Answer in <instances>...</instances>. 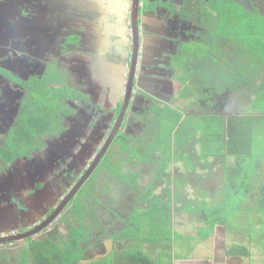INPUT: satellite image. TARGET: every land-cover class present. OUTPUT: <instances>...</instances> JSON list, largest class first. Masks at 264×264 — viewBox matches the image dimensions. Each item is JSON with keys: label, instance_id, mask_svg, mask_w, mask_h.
<instances>
[{"label": "flooded vegetation", "instance_id": "flooded-vegetation-1", "mask_svg": "<svg viewBox=\"0 0 264 264\" xmlns=\"http://www.w3.org/2000/svg\"><path fill=\"white\" fill-rule=\"evenodd\" d=\"M141 1L139 57L134 90V94L138 92V99L132 114L136 112L142 114V110L138 109L136 104L142 98L137 82L148 71H145L148 65L142 61L143 54L145 55L147 50L151 52L152 64L149 67L155 77L174 73L175 63L173 61L171 66L172 62L170 63L168 58L173 57L174 51L177 53L176 50L181 47L184 38L190 39L193 36L187 34L190 33L189 30L195 29L187 18L192 17L195 8L188 7V4L194 5V2L199 0ZM200 1L205 3L201 5L202 12H214L210 0ZM237 1L251 10L263 8L258 6V0ZM113 3L116 6L115 12H122L117 16L116 22L119 27L116 28L115 33L110 32L105 23L102 28L95 25L88 26L87 24L94 18L91 13H87L89 11L79 12L80 4L78 5L76 0H0V149L7 143L11 132L20 126L27 107L34 100L47 102L54 112L56 103L60 114L58 118L62 120L59 133L44 135L45 146L36 148L28 157L18 158L19 161L23 160L26 163L18 165L17 168L14 167L17 177L21 179L23 166L30 171L31 175L27 176L26 184L31 187L27 195L32 197L30 199L32 202L24 203L16 200L17 197L24 195L20 192V187L0 184V191L3 193L7 190L10 193L7 195L11 198V203L15 201L13 205L16 210L18 208L17 214L21 218L19 224L15 222L18 226L22 224L21 227L10 229L12 231H9V235L28 231L35 224L48 218L92 166L114 131L129 77L135 32L132 26L131 0H115ZM125 4H127L126 8ZM93 13H96L94 16L96 20L101 19L103 15L106 16L105 12ZM151 13L160 19L157 27H153L154 25L145 20ZM172 13L174 18H169ZM82 21L85 23L81 25ZM106 33L114 35V41H117L120 49H113V45L109 49L110 44L107 43ZM71 36L79 37V39L67 43ZM209 40L211 36L204 42ZM93 51L96 54L100 51L102 58L91 56ZM109 51L111 52L109 55L112 54L114 58L112 61H115L112 66L117 64L116 67H126L125 72H122L123 68L119 67L121 72L118 75L123 77L124 87L117 91L112 87L111 80L108 84L105 83L103 76L104 66L107 62L111 65L110 59L104 57L108 56ZM76 53L78 55L83 53L85 57L77 56ZM69 56L72 58L69 59ZM52 63L57 70L53 68L49 70ZM112 66L105 69V72ZM143 83H139L142 88ZM97 85H100V90L95 89L98 88ZM155 88L157 91H162L161 87ZM140 91L144 93L145 90L140 88ZM153 99L151 102H154ZM100 101H105L106 107L98 106ZM153 104L151 103V106ZM127 114L128 110L119 131L90 177L94 175L105 155L111 152L120 134H124L123 130L129 122ZM41 154L44 155L38 160L39 162H34L33 159ZM3 161L4 159L0 158L1 165L5 162ZM7 165L13 167L15 164L7 163ZM41 182L42 186H40ZM4 198L5 196H0V204ZM51 209L53 210L49 212ZM65 209L57 219L61 218ZM24 223L27 225L25 229ZM13 243L15 242L0 244L2 247L0 250L3 249L0 252L6 253L11 250Z\"/></svg>", "mask_w": 264, "mask_h": 264}, {"label": "crops", "instance_id": "crops-1", "mask_svg": "<svg viewBox=\"0 0 264 264\" xmlns=\"http://www.w3.org/2000/svg\"><path fill=\"white\" fill-rule=\"evenodd\" d=\"M76 1L78 5L80 4L79 12H105L106 16L103 15L101 19H97L94 21L92 20L91 23L87 24L88 26L95 25L99 26V28H102L103 23H105L108 26H112L115 28L119 27L116 21H111L112 19L110 13L115 12L116 10L115 3H113L115 2V0ZM126 5L127 4H125V8ZM199 14L205 15L207 19H204V21L203 19H201L200 21V18L202 17H198L197 21L195 22L198 25V27L195 28V32L199 28L201 22H204V24H206V26L208 27L207 23L210 20L208 19L209 15H207L206 12H200ZM145 20L148 23L154 25L153 27H157L158 24H160V19L153 13H151L149 17H147V19L145 18ZM164 22L166 25L167 20L165 19ZM82 24L83 23H81V25ZM105 35H108V33H106ZM112 36L113 34L107 36V43L110 42ZM192 38L194 39L196 38V36H192L190 40ZM174 40H176L175 37ZM192 40L190 42L191 44H194ZM113 43V49H120V47L117 46V41H114ZM108 47L109 49L111 48L110 45H108ZM183 47L182 50H180L181 47L176 50L177 53H175L174 51L173 57L168 58L170 63L172 62L170 64L171 66H173V61L175 63L174 73H171L170 75H164L162 77L158 76V78L152 74V69L149 67V65L152 64V58L150 56L151 52L147 50L145 55L143 54L142 61L145 63V65H148L147 69L145 70L148 71L145 73V76H143L141 80L137 82L138 91L139 93H141L142 98L137 102L136 107H138V109H141L143 114H147V116L151 115V103H154L158 106L170 105L174 109H180L181 111L187 110L186 112L188 113L189 117H194L197 120L203 119L205 117V114H212L219 118V120L221 121V125H219L218 127V135H213L217 131V127L214 125H211V127L209 128L207 127V129L204 122L203 125L196 127L190 124L192 128L190 131V139L187 141V147H189L187 149V151L189 150L187 154L190 153L192 155V158H190V155L189 159L192 161V164L194 162L195 164H193L192 166L188 165L189 167L187 168L189 169L187 171H189V173H186L184 175L187 176L185 178L186 182H188V178H192L193 180L195 178L201 183V186L203 187L202 189L204 190L202 191V193L199 192V199L196 198L195 200H187V202H184L186 203L185 205L180 206L179 204H177L179 202H182V199L180 198V192L176 191L172 185L167 188H170L172 190V194H179V199L172 203L173 212L176 208H191L197 203H205L206 205L210 206L218 205L225 208H233L234 212L231 216H228L229 218L225 225H217L213 233L208 236H201L200 238L198 237V235L200 234L201 227L195 235H183L180 231L174 228L173 222V229L179 235L183 236V238H176L173 241V263L264 264V210L262 211V208H264V200H258L257 197V193H262V191L264 190V122L259 124L257 121L258 116L264 115V100H261L263 102V108H259L257 107V105H255L257 99H261L262 96L261 94V96H258L259 93L257 86L263 82L262 79L264 77V71L260 73L261 77L254 78L255 82H246L242 79L241 76L238 75V73L233 72L226 67L225 56H222L219 60H217V67L214 70L212 68V63H214L213 58L206 59L207 57L205 55H207L208 52L204 53L205 57L200 55V58H198L187 53V46L185 48ZM98 52L96 54L94 51L96 55L93 54V57L97 58V56L101 54L100 51ZM109 53L111 52H108V56ZM79 56L82 58L85 57L83 53L79 54ZM104 57L106 59H110L107 56ZM161 57L164 58L163 56ZM210 61H212V63L208 65V62ZM195 62L198 64L197 71L200 70L202 75H217L218 77L216 83L214 81L209 82L207 78H203V82L207 84L206 94L208 96H206V94L204 96L198 95V89L204 88V86L202 85L199 87L197 84H193L191 86V89L187 90L185 88L182 89L177 82V75H180L179 78H181L182 81L190 80L192 83H194L195 75L191 74L190 72L191 68L194 67ZM112 63H115V61H112ZM112 63L111 65H108L107 62V64L103 68V73H105V69L107 70L110 66H112ZM184 63L186 66L189 65L191 68L189 69L187 67L184 68V70L180 71V69L178 68H180V65L183 66ZM228 64L236 65L234 69L239 71L244 62H236L235 60H233ZM116 66L117 64H114L108 71L110 72V74H112L111 82H113L114 84L111 83V85L115 91L120 90L122 87H124V79L123 77H120L118 75V73L121 72L119 67L123 68L124 71L122 70V72L126 71L125 66ZM171 66L169 67L172 68ZM139 83H143V88L139 86ZM210 83L211 85H209ZM254 83L256 85H254ZM156 86L158 88L161 87L162 91H157L155 88ZM97 87L98 88L95 89H101L100 85H97ZM140 88L145 90L144 93L140 91ZM152 98H154V102H151ZM184 98H191L193 99V101H183ZM208 98H212L210 102L207 101ZM137 99L138 95L136 96L135 102H131L130 106L132 107V109L135 106ZM190 109L193 110V113L189 112ZM229 122L230 124H232V131L234 132L236 143L234 144L233 154L229 152V146L227 144L228 136L226 127L229 126ZM187 125H189V123H187ZM187 129L188 126H186L185 131ZM204 145H210L214 147L207 146L205 148ZM177 147L180 151L181 147L176 145V148ZM179 160L180 158L174 161ZM239 162H242L243 166H238V168L242 170H240V176H237L238 181L234 189L235 194L233 198H230V200L226 201L228 197L227 171L230 167H237ZM25 163L26 162L23 160H17L16 162H14L15 165L13 167H9L10 165L6 166L0 164V184L9 187H20V192H22V194H24V197L26 198L25 203H28V201L32 202V200H30L32 199V197H28L27 195L31 187L30 185L26 184L27 176L31 175L30 171H28V168L23 166V174L21 179L20 177H17L16 169L14 168H17L18 165ZM199 165L202 166L201 169ZM206 168L218 169L217 181H207L209 177L214 176H211V174L209 173L207 174ZM2 171H4V173H1ZM2 174H4V176ZM206 176H208V178ZM242 176H245L244 181L242 180ZM258 176L263 177V179H260ZM157 180L159 179L155 180L156 187L154 189V192L165 199L167 198L164 192L165 189L162 192L156 191L158 185V182H156ZM177 185L179 186L180 182H177ZM187 186L188 185L186 183V187ZM7 194H10L7 190H4L3 193L2 191H0V196H5L3 202L0 204V232L7 228H14L17 225L15 224L17 219V212L12 211V213H9V210H13V206L15 205H13L14 202L11 203V198L8 197ZM144 204V200H139L137 206H143ZM189 236H191L192 238L189 239ZM143 247L145 249V246ZM159 252L152 253V256L157 258ZM117 257L118 256L115 255V258Z\"/></svg>", "mask_w": 264, "mask_h": 264}, {"label": "trees", "instance_id": "trees-1", "mask_svg": "<svg viewBox=\"0 0 264 264\" xmlns=\"http://www.w3.org/2000/svg\"><path fill=\"white\" fill-rule=\"evenodd\" d=\"M210 5H212V9L217 11L216 13L220 18L219 22L212 24L213 30L210 31L211 46L209 47L208 54L205 56L217 61L222 56L229 55V57H226V67L238 73L246 82H255L254 78L261 77L260 73L264 71V8L258 7L251 10L245 7V12H237V8L244 7L237 0H210ZM206 13L209 15L210 20L214 19V12L209 11ZM78 39L79 37L71 36L67 40V43L74 40L77 41ZM233 60L236 62H244L239 71L234 69L236 65L228 64ZM262 81L257 86L258 96H262L255 103L259 108H263V102L261 100H264V77ZM254 85L256 84L254 83ZM55 106L54 112L49 108L47 102L34 100L27 107L20 126L11 132L8 136L7 143L0 149V158H3L5 161H3V165L14 163V161H17L18 158L23 156H30L36 148H43L45 146L44 135L59 133L62 120L58 118L60 114L56 103ZM151 115H153V118L157 122V126L155 125L156 130H159L157 144L154 145L152 141L153 137L151 140L143 143L138 142L137 137L128 136L127 134L125 135L128 137L120 134L121 136L116 140H122L129 152L131 151L128 159L132 161L136 159L133 162L162 161L164 155L162 148L164 145L171 143L172 131L176 128L186 129L183 113L170 105L158 106L157 104H153L151 106ZM204 116L207 119L205 124L206 128L211 127V125L216 126L217 131L213 135H218V127L221 125L219 118L212 114H205ZM257 118L259 124L264 122V115L258 116ZM168 124L170 125L169 134L166 131ZM226 130L229 152L233 154L234 144L236 143L230 122ZM125 137H127L126 140ZM130 139L132 143H128ZM119 145L122 148L120 143ZM159 151L162 153L160 152L159 157L155 158L153 154ZM110 157L111 152L107 153L102 160V162L107 163L106 166L108 168ZM111 162L115 163L112 160ZM116 164L117 172L113 173L114 176L121 180H126L125 170L122 171L119 169L121 165L119 162H116ZM241 165L243 166L242 162H239L237 167H230L227 171L228 197L226 201L233 198L235 194L234 189L238 181L237 176H240V170H242L238 166ZM168 168L165 164H163L161 169L157 168L153 179L141 194L140 200H144L145 204L143 206H136L125 219V225L120 232L113 234V238L115 239L122 238L132 242L133 247L130 256L128 258H115L112 255L98 262V264H119L120 262L123 264H174L172 255L173 241L176 238H183V236L179 235L173 229V220L171 218L173 213L172 203L179 199V194H172V190L167 188L164 192L168 200H165L154 192L156 179L162 181L167 175L170 177L167 171ZM138 175L131 174L128 178V180L130 179L128 183L135 186V180ZM93 176L84 183L80 191L68 203L64 211L66 213L60 216V219L62 220L63 218L64 224L66 225L61 234L42 236V233L40 237L38 236L39 238L31 236L28 240L29 246L23 245L19 248L18 251H20V254H17L16 259L18 262L16 264H81L83 260L88 258L87 253L91 247V236L94 230L99 231L101 227L99 217L96 214L97 208L93 205H88L83 199L85 192L84 190L82 191V188L84 186H90L93 181ZM242 178L244 181L245 176H242ZM41 184L42 182L40 186H42ZM262 192L264 195V190ZM87 195L91 197L92 192ZM87 200L89 199L87 198ZM185 209L192 213L198 221L200 220L203 223L200 228V234L198 235L199 238L213 233L217 225H225L228 221V216H231L234 212L233 208H225L218 205L210 206L205 203H197L191 208ZM67 214L68 216H66ZM15 227H18V225ZM188 238L190 239L192 237L189 236ZM146 243H156L161 247L157 258L144 249L143 246ZM32 259L33 262L31 263Z\"/></svg>", "mask_w": 264, "mask_h": 264}, {"label": "rangeland", "instance_id": "rangeland-1", "mask_svg": "<svg viewBox=\"0 0 264 264\" xmlns=\"http://www.w3.org/2000/svg\"><path fill=\"white\" fill-rule=\"evenodd\" d=\"M202 4L205 5V3L203 1H195L194 5L193 4H188V7H192L195 8L194 12H192V17L191 18H187V20L190 22V25H192L193 27L197 28L198 25L195 23L198 19L199 16H201V19H207L205 15H200L199 13L202 12ZM241 5H243L242 3H240ZM264 0H258V6H263L264 8ZM202 5V6H201ZM211 9V8H210ZM245 6L243 8H237L236 11L237 12H245ZM214 13H216L217 11L215 9H213ZM247 11V10H246ZM87 13H91L92 14V18L95 19V15L96 13L93 12H87ZM122 12H111V21H117V16L118 14H121ZM205 14V13H203ZM215 17L212 20H209V22L207 23L208 27L206 26V24H204V22H201L199 25V28L196 30H189L190 36H196V38H192L191 40L194 42V44H191V40L190 39H185L182 40L181 42V49L182 47L185 48L186 46L188 47V54L191 56H196L198 58H200L199 56H204L205 52H208V48H209V44L212 40H209L204 42V40H207L210 36V31L213 30V26L212 24H214V22H219V18L220 16L216 14H214ZM189 16V15H187ZM218 16V18H217ZM169 18H174L173 13L172 15L169 16ZM94 19H92L94 21ZM208 19H210L208 17ZM86 20V19H85ZM96 20V19H95ZM198 21V22H200ZM82 23L84 24L85 22L82 21ZM91 27V26H90ZM109 27V31H114L116 28L112 27V26H108ZM93 31V30H91ZM109 33V32H108ZM198 37L200 39H198ZM114 35L111 37L110 39V46H112L114 43ZM203 40V41H202ZM182 53V52H180ZM77 56L78 53H76ZM94 54V51H93ZM96 55V54H95ZM68 56V55H66ZM93 56V55H92ZM225 56V55H224ZM102 58V54L97 56V58ZM110 58V62L112 63V59L113 56L112 54H110L109 56H107ZM205 57V56H204ZM225 57H229V55L225 56ZM72 57L69 56V59H71ZM210 57H207L206 59H208ZM213 62L210 61L208 62V65L212 63V68L215 70V68L217 67L216 63L217 61L213 59ZM190 64V63H188ZM198 64L195 62L194 63V67H190L189 65L186 66L185 63L182 65H180L178 69L184 70V68H191V74L195 75L194 78V83H192L190 80H183L180 77V75H177V82L179 83V86L183 89H191V86L193 84H197L199 87L202 85L204 86L203 89H198L197 93L200 96H204L206 94L207 91V84H205L203 82V78H207V80L210 81H214L215 83L217 82V75H202L201 71H197L198 70ZM55 65L52 63L49 67V70L51 68H53L54 70H57L56 67H54ZM112 68V67H111ZM177 69V68H176ZM104 79H105V83L108 84V82H110V80H112V74H110V72L106 71L104 74ZM175 76V77H177ZM100 79V78H99ZM102 82H104L103 80H101ZM126 82V81H125ZM101 84V82L99 83ZM211 85V83L209 84ZM200 90V93H199ZM138 92H136L135 94H133V101L135 102L136 100V96H137ZM206 96H208L206 94ZM212 98H208L207 101L210 102ZM183 101H188V102H192L193 99L191 98H184ZM98 106L106 107L105 101H100ZM178 111H180L181 113H183V118L184 121L186 122V126H188V129L185 131V129H178L176 128L174 131H172L171 137V143H169L168 145H164L163 146V150H164V155H163V159L162 161H137V162H133L136 159L129 160L128 159V155L131 153V151L129 152V150L126 148V145L124 144V142L120 141V139H118V141H115V143L112 146V150H111V157L109 160V168L108 166H106L107 163L102 162L100 164V168L98 167L96 169V171L94 172V176H93V181L91 182L90 186H84L82 188V191L84 190L85 194L83 195V199L84 201H86V203L88 205H93L94 207L97 208L96 210V214L99 217L100 223H101V227L99 228V231L94 230L92 236H91V247L87 253V259L82 261V264H97L98 262H101L102 260H105L106 258H108L109 255H113L115 257V255H117V258H126L129 257L131 254V250L133 247V244L131 241H127L126 239H115L113 238V234H116L118 232H120V230L124 227L125 225V219L127 218V216L129 215V213L138 205V201L141 198V194L143 192V190H145V187L147 185H149V183L151 182V180L153 179L154 173L156 172L157 168L161 169V167L163 166V164L166 165V167L168 168V173L170 174V177H168V175L166 176V178L162 181L157 180L156 182H158L157 185V192H162L164 189H166L167 187H169L170 185L173 186V188L180 192V198L182 199V202H179L177 204H179L180 206L185 205L187 202V200H195L196 198L199 199V195L200 193H202V191L204 189H202L203 187L201 186V183L196 180L194 178V180L192 178H188V182H186L185 178L187 177L184 174H188L189 171H187L189 168L188 165H193L195 164V162L192 164V161L189 159V156L191 155L190 153L187 154V149L189 147H187V141L190 139V131L192 126L194 125V127L196 126H201L203 125V122L206 124L207 119L204 117L203 119H195L194 117H189L188 113L186 112L187 110H183L181 111L180 109H176ZM189 110V109H188ZM193 110L190 109L189 112H192ZM142 114H140V112H136L132 114V107L130 106L128 108V114L127 117L129 119L128 124L126 125V127L123 130V135L124 136H135L138 138V142H146L147 140H151L153 137V143L154 145L157 144V139L158 138V133L159 130L155 128V125L157 126V122L155 121V119L153 118V115H148L145 116V114H143V112H141ZM193 113V112H192ZM132 120H134L132 122ZM198 121V122H197ZM187 123H189V125H187ZM191 124V125H190ZM148 126V127H146ZM185 126V128H186ZM190 127V128H189ZM158 131V132H157ZM166 131H168V134L170 133V125H167ZM127 134V135H125ZM127 136V137H128ZM164 136V135H163ZM127 137H125V140L127 139ZM188 138V139H187ZM187 139V140H186ZM119 143L122 145H119ZM128 143H132L131 139L128 141ZM162 144V143H161ZM176 145L181 147V150L179 151V148H176ZM207 146L209 147H214V146H210V145H204V147L206 148ZM162 147V145H161ZM123 149V150H122ZM135 152V150H134ZM161 151L157 152L156 154H153V156H155V158L159 157ZM162 153V152H161ZM41 155H37L33 161L34 162H39L38 160L41 159ZM131 155V154H130ZM147 155V154H145ZM151 155V154H150ZM133 156V155H132ZM138 156V155H137ZM165 158H166V162H165ZM179 161H174L179 159ZM190 158H192V155L190 156ZM107 160V161H108ZM114 161L115 163L111 162ZM106 161V162H107ZM174 161V162H172ZM116 162H119L121 165L119 167L120 170H125L124 174L126 177V180H121L119 178H117L116 176H114L113 173L117 172L116 171ZM103 164H105V166H103ZM198 166V164H197ZM200 169H201V165H199ZM206 168V172L207 174H211V176L214 177H209V179H207V181L212 180L213 181H217L218 179V169L217 168ZM129 172V173H127ZM200 172V171H199ZM204 172V171H203ZM131 174H139L138 177L135 180V186L131 185L128 180L129 176H131ZM128 175V177H127ZM188 177H192V176H188ZM208 178V176H206ZM260 179L263 177L258 176ZM264 180V179H263ZM206 181V182H207ZM177 182H180V185H177ZM186 183H187V187H186ZM183 184V185H181ZM92 192L91 197L87 194H90ZM200 192V193H199ZM216 195V194H215ZM257 197L258 200H263L264 195L263 192L262 193H257ZM87 198L89 200H87ZM167 199V198H165ZM18 202H26V198L24 197V195H21L20 197H17L16 199ZM97 200V201H96ZM13 201V200H12ZM15 202V201H13ZM22 204V203H20ZM66 208V207H65ZM64 208V209H65ZM264 210V208H262V211ZM12 211L17 212L18 210H16L15 206H13V210H9V213H12ZM66 213V212H64ZM69 213V210H68ZM18 214H16L17 216ZM71 215H72V211H71ZM68 216V214L66 215ZM16 222L17 224H19L21 218L19 217V215L16 217ZM171 218L174 222V228H176L178 231H180L183 235H195L198 231L199 228L202 227L203 223L199 220L196 219V217L190 213L188 210L184 209V208H176L175 211L172 213ZM10 219V217H9ZM8 219V220H9ZM22 225V224H21ZM24 227H26L27 225L24 223L23 224ZM65 224H64V219H57L56 222H53L49 227H47L46 229H44L42 232H40L39 234L35 235L36 237H40L41 234L43 235H58L61 234L63 228H65ZM12 229V228H10ZM8 230V231H12V230ZM64 235V234H62ZM65 236V235H64ZM38 237V238H39ZM23 245L25 246H29V241L28 240H22V241H17L15 243H13L11 245V250H8L6 253H1L0 252V263L2 264H16L18 261L16 259L17 254H20L19 248L22 247ZM145 250L152 253H158L161 249V247L156 244V243H146L145 245ZM2 248V247H0ZM4 248V247H3ZM3 250V249H2ZM0 250V251H2ZM23 261V258H22ZM33 262V259L31 261V263ZM119 264H123V263H119Z\"/></svg>", "mask_w": 264, "mask_h": 264}, {"label": "water", "instance_id": "water-1", "mask_svg": "<svg viewBox=\"0 0 264 264\" xmlns=\"http://www.w3.org/2000/svg\"><path fill=\"white\" fill-rule=\"evenodd\" d=\"M142 5L141 0H131V12H132V26L133 30L135 32V46H134V52L132 53V59H131V67L129 69V77L126 82V88H125V94L124 99L122 102V106L120 109V114L118 121L115 125L113 133L109 136L107 143L103 146L101 152L96 157L95 161L93 162L92 166L86 171V173L81 177V179L71 188V190L66 194V196L63 198L61 204L56 207V209L49 215L48 218H46L44 221L35 224L32 228H30L28 231L25 232H19L15 235H0V244L8 243V242H17L25 240L31 236H35L39 234L41 231H43L45 228L49 227L61 214V212L64 210V208L68 205V203L73 199V197L76 195V193L81 189V187L84 185V183L89 179L91 173L98 165L100 159L108 149L110 143L114 139L115 135L120 129V126L123 122V118L128 110V108L131 105V102L133 101V94L135 90V79H136V70L138 61L137 58L139 57V17H140V7ZM53 6L51 7V9ZM21 227L19 225L18 227H14L12 229H16ZM10 228H7L5 230H2L0 233L8 231Z\"/></svg>", "mask_w": 264, "mask_h": 264}, {"label": "clouds", "instance_id": "clouds-1", "mask_svg": "<svg viewBox=\"0 0 264 264\" xmlns=\"http://www.w3.org/2000/svg\"><path fill=\"white\" fill-rule=\"evenodd\" d=\"M10 232L9 231H6V232H3L1 235H9Z\"/></svg>", "mask_w": 264, "mask_h": 264}]
</instances>
